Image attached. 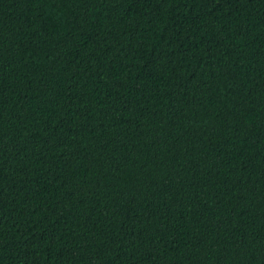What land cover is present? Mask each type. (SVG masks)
<instances>
[{"label": "trees", "instance_id": "obj_1", "mask_svg": "<svg viewBox=\"0 0 264 264\" xmlns=\"http://www.w3.org/2000/svg\"><path fill=\"white\" fill-rule=\"evenodd\" d=\"M0 264H264V0H0Z\"/></svg>", "mask_w": 264, "mask_h": 264}]
</instances>
